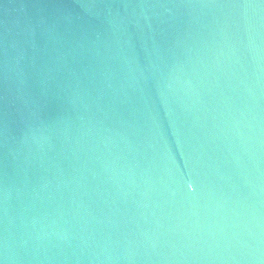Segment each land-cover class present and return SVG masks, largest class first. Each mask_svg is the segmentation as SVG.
I'll use <instances>...</instances> for the list:
<instances>
[{"label":"water","instance_id":"95a60500","mask_svg":"<svg viewBox=\"0 0 264 264\" xmlns=\"http://www.w3.org/2000/svg\"><path fill=\"white\" fill-rule=\"evenodd\" d=\"M0 264H264V0H0Z\"/></svg>","mask_w":264,"mask_h":264}]
</instances>
